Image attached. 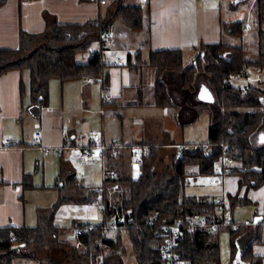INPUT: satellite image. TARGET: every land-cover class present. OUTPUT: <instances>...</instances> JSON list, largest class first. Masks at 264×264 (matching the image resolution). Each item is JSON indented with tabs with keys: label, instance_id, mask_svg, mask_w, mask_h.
I'll list each match as a JSON object with an SVG mask.
<instances>
[{
	"label": "trees",
	"instance_id": "trees-1",
	"mask_svg": "<svg viewBox=\"0 0 264 264\" xmlns=\"http://www.w3.org/2000/svg\"><path fill=\"white\" fill-rule=\"evenodd\" d=\"M5 1H0V6ZM255 5L258 26L256 60H249L242 46L221 41L218 44L201 43L189 63L184 62L180 49L152 51L147 59L137 53L129 57L126 63L131 70L141 71L145 67L156 70V105L159 107L176 105L166 82L170 76L179 79L180 87L185 90V102L192 107L202 86L212 92L215 109L214 114L211 113L206 143L208 149L202 147L204 144H186L180 150V158H176L179 152L175 153L170 168L171 177L166 180L165 176L161 178L158 174L157 167L160 149L173 144L171 140L163 139L159 145L142 146L147 151L137 178L122 171L119 165L122 149L113 157L114 147L109 146L102 151L105 169L109 174L99 187L78 184L75 176L66 177L64 165H61L56 186L61 183L64 187L65 184L74 185L81 193V199L77 201L84 204L101 201L104 205L101 224H76V230L71 233L74 234L73 243L86 249L85 255L92 260V264H124L123 257L127 250L123 233L131 243L136 264H165L160 253L163 240L161 232L164 227L177 221L183 222L177 253L184 264H222L219 246V234L222 231L230 234L229 264H263V258L253 252L254 245L264 243V221L260 217H256L258 225L253 234L248 235L247 222L238 224L236 229L227 227L223 223V212L214 200L187 196L184 192L190 176H214L215 165L224 157L233 160V171L227 175L238 176L240 187L257 189L264 186V142L260 146L255 142L256 136L264 129V81L249 85L245 92L232 82L235 74L245 76L249 69L264 73V0H256ZM113 19L120 20L131 31H139L144 27L143 8L126 5L123 0H115L113 15L104 20L89 21L82 25H60L49 17L43 33L21 32L18 49L0 50V77L12 70L21 72V93L28 90L32 110L49 106L52 79H59L61 83L102 79L103 88L107 89L109 64L101 55V50L92 52L83 64L77 62V55L89 52L96 43L100 49L104 48L100 40L109 32ZM245 27L242 21L222 22L221 34L244 39ZM25 72L28 73V80L24 78ZM205 104L197 100L196 108ZM251 109L254 111L250 112ZM168 134L165 133L166 136ZM262 139L263 136H260L257 141L260 143ZM191 166H197L198 172H189ZM113 173L115 176H112ZM31 184V178L27 177L25 188L31 187ZM113 184L128 185L130 200L122 197L117 205L110 206L105 191ZM67 201L59 197L53 206L39 208L35 227L0 229V264H15L19 258L31 257L26 252L29 247L46 243L47 237L63 236L66 229L56 225L55 213ZM228 204L234 210L236 206L251 204V201L246 196H229ZM129 217L132 218L131 223L127 221ZM121 218L124 222L116 227L113 238L103 235L105 228H112L114 221ZM201 219H205V226L199 224ZM215 224L218 230L212 231ZM90 226L92 229H89ZM79 230H83V233L77 235ZM11 237L15 238L14 242Z\"/></svg>",
	"mask_w": 264,
	"mask_h": 264
},
{
	"label": "crops",
	"instance_id": "crops-1",
	"mask_svg": "<svg viewBox=\"0 0 264 264\" xmlns=\"http://www.w3.org/2000/svg\"><path fill=\"white\" fill-rule=\"evenodd\" d=\"M231 4L232 0H135L132 6L143 8V29L139 31L124 29L119 43H113L114 48H107L105 45L102 49L99 46L98 49L92 50V52L101 50V55L109 64L107 68L109 77L107 90L111 95L109 102L103 100L101 79L94 80L95 83H91L93 81L91 79H84L60 83L63 88L61 108H51L50 92L49 106L32 110L28 90L25 89L24 94L21 93V72L12 70L2 75L0 77V229L35 227L38 224V209L51 207L50 205L53 206L59 200L60 194L57 193L59 189L56 185L61 165L65 166L66 177L76 175L72 158L64 162L63 151H69L71 155L78 152L80 154L85 148L93 145L90 136L86 137L85 133L77 130L79 123L75 119L83 120L82 116L86 111L82 109L83 107H89L91 115L100 112L101 118L104 119V123L100 125L101 132L96 131L100 134L101 144L112 146L114 142L119 141L127 146L121 150L119 165L123 172L132 175L133 178H137L140 173L134 170L132 164L134 147L159 145L165 138L166 141H173L171 142L173 144L165 146V152L174 150L180 155V150L186 144H190L183 142L184 129L199 119L200 113L196 104L197 100L202 101L199 96H195L193 107L187 104L184 98L185 90L180 87L179 79L170 76L166 78V82L170 86L176 105L159 107L156 105V70L152 67H145L141 71L131 70L126 63L129 57L137 53L147 59L152 51L177 49L182 50L185 63L191 62L196 55V48L201 43L218 44L228 37L222 36L221 23L238 21L231 17L229 20L225 19V5H229V11L234 13ZM114 9L115 0H108L106 5H101L100 0H6L0 6V50L18 49L21 32L43 33L49 17L54 18L60 25H82L89 21L107 19L113 15ZM245 28L246 31L249 30L248 24ZM248 75L249 71L239 78L235 75L232 82L237 86V82L243 78L247 79ZM24 78L28 80L27 72L24 73ZM252 79L250 84L239 85L246 88L239 86L237 88L247 89L249 85L264 81L263 72L255 71ZM53 84L58 86L56 82ZM26 87L28 88L27 85ZM84 91L89 93L86 98ZM92 91L96 94L97 107L92 101ZM78 97L80 102H76ZM65 101L69 104V109L74 103L78 109L65 112ZM90 101L92 105L89 106ZM208 114L211 123V112ZM64 128L68 129L67 135L63 133ZM32 131L41 134L40 144H35ZM166 132L169 133L167 136ZM260 136H263V139L259 143L257 139ZM178 139L183 141L180 142ZM87 140L89 141L85 142ZM7 141H12L13 145L7 146ZM255 141L260 146L264 142V132L256 136ZM196 144L198 143H192V145ZM94 150L93 155L88 158L93 159L91 162L94 164L96 161L101 163L104 173V153L98 148ZM188 170L197 173L198 167L191 166ZM27 177L31 178L32 184L31 187L25 188ZM215 186L212 188L216 191H206L198 198L229 202V196L241 198L246 196L251 201L250 206L258 209L254 219L247 220V234L252 235L258 225L256 217L264 221V186L257 189L240 187L238 176L233 174L227 175L223 184ZM61 187H64V184ZM117 187L113 189L109 186L105 191L110 206L117 205L121 197L130 200V187L128 185ZM35 194L39 196L40 202L31 205V211H28L26 197L29 196L30 201H34ZM77 199H81L80 192ZM100 210L101 212L104 210L101 201L87 204V221L83 220L80 224L92 225L88 219L103 220V213L101 215ZM235 210L231 209L232 219L237 228L244 218L236 222ZM110 233L113 235L115 232ZM110 233L107 231L106 236L108 237ZM73 235L71 234L72 239ZM253 252L263 258L264 264V243L254 245Z\"/></svg>",
	"mask_w": 264,
	"mask_h": 264
},
{
	"label": "rangeland",
	"instance_id": "rangeland-1",
	"mask_svg": "<svg viewBox=\"0 0 264 264\" xmlns=\"http://www.w3.org/2000/svg\"><path fill=\"white\" fill-rule=\"evenodd\" d=\"M228 1H231V0H228ZM238 1L239 0H232L231 5L234 8L233 10L234 13H231L229 11V5L228 6L225 5L224 7L225 19L229 20V17H231V19L233 20L242 21L246 25L248 24L249 30L245 32L244 39L227 37L225 38L224 41L227 44H232L235 46H242L246 51L248 59L256 60L258 56V46H257L258 26L256 22L255 0H241L240 2ZM124 3L126 5H133L135 3V0L134 1L125 0ZM109 27H110V32H111L110 34L112 36V39L110 40V42L107 43V48L108 47L114 48L113 43H116V44L119 43L122 31L124 29H127V27L122 22H120V20L118 19H115L114 21H112ZM98 48H99V44L96 43L93 45V47L91 48L89 52L77 55V62L80 64L85 63L89 59L92 53V50H96ZM248 71H249V75L247 79L243 78L245 80L242 79L238 81L237 86L241 84H245V83L250 84V82L253 81L252 78L254 77V72L256 70L249 69ZM53 82L58 83V86H54ZM60 83L61 82L59 79H56L54 81L52 79V82H51L52 89L50 90L51 108H61L63 88H62V85H60ZM91 83H95V81L93 80ZM239 87L246 88V87H241V86ZM89 92L91 96V89L89 90ZM88 95H89L88 91H84L85 98L88 97ZM78 101H79V97L76 102ZM92 101L94 105L97 107L96 94L93 91H92ZM92 101H90L89 106L92 105ZM77 109L78 107L76 103H74L72 105V108L69 109V104L65 101V108H64L65 112L70 111V110H77ZM82 109H86V111L84 112L82 116L84 117L83 120H80L79 118L78 120L75 119V121H78L79 123L77 130L82 131L83 134L85 133L86 137L90 136L94 140V135L99 134L101 132L100 125L104 123L103 122L104 119L101 118L100 112L99 114L93 113L91 115L89 107L87 108L83 107ZM197 109H199V113H200L199 119L194 124L184 129L183 137L185 141L181 139H178V141L180 142L183 141L184 143H190V144L198 143V145L199 143L200 144L207 143L209 139V136H208L209 126L211 124L208 113L211 112L212 114H214V109H215L214 102H207L205 105L197 107ZM249 111L253 112L254 110L251 109ZM96 131L99 133H96ZM261 132H264V129ZM31 133H32V136H35V131H32ZM89 140L85 142H88ZM165 146H168V145H164L160 149V163L158 164L157 172L158 174H160L161 178L165 176L164 179L166 180L171 177L170 168L173 165L174 155L177 151L169 150V152H165ZM63 153L65 155L64 162L69 161L72 158L71 162L74 166L73 168L74 174H76L75 178L79 184L85 187H89V186L99 187L103 184L104 175H103V169H102L101 163H97L96 161V164H94L91 162V160L93 159H89V158H86L85 160L81 161L80 160L81 152L80 154L78 152V154L74 153L73 155H71L69 151H63ZM218 163L219 162H217V164ZM213 182H214V176H195V177L190 176L187 179L186 185L184 187V192L187 196H192V197L203 196L206 193V191H210V192L216 191L215 189L212 188V187H216L213 184ZM61 186H62V183L59 186H57V189H59L57 193L60 194V198L62 197L63 199L69 200V201H67L66 203H62V205H60V207L56 210L55 223L56 225L58 226L61 225L66 229L64 235L59 236L57 238L47 237L46 243L34 244L33 246L29 247L26 250V252L30 254L31 257L19 258L15 261V264H92V260H90V258L85 255L86 249L83 247H77L76 244L73 243V240L71 237V233L76 230L75 225L80 224L83 220L87 221L86 219V205L87 204L80 203V201H77L78 200L77 196H79V189L76 186L74 185L69 186L66 184H65V187H61ZM110 186L112 187V185ZM33 198H34V201H30L29 196L26 197L28 211H31V207H32L31 205L37 202H40V198L37 194H35ZM121 198H120V201H121ZM235 209H236L235 210V217H236L235 221L238 222L241 218H244V220L241 221V223H246L248 219L253 220L258 210L256 209L255 206H250V204L249 205H239V206H236ZM100 214L102 215L101 210H100ZM88 220L91 221L92 226L99 225L102 222V219H99V220L98 219H88ZM113 231L115 233L112 235L110 232H113ZM108 232L110 233V235L108 234V237L113 238L116 235L117 229L115 226H113L112 228H108ZM66 233L68 234L65 235ZM122 238H123L124 246L126 247V250H127L126 256L123 257V263L124 264H136L135 256L133 254L132 246H131V243L128 237L123 233ZM219 246H220V256H221L222 264H229L230 258H231V245H230V234L228 231L220 232Z\"/></svg>",
	"mask_w": 264,
	"mask_h": 264
},
{
	"label": "built area",
	"instance_id": "built-area-1",
	"mask_svg": "<svg viewBox=\"0 0 264 264\" xmlns=\"http://www.w3.org/2000/svg\"><path fill=\"white\" fill-rule=\"evenodd\" d=\"M201 1H206V0H201ZM108 3V0H100V4L101 5H106ZM112 36L111 34L108 32L106 34H104L101 37L100 42L103 45H107L108 42H110ZM236 77H241L243 76L241 73L235 74ZM102 81V79H101ZM242 91H246V89H242ZM103 100L105 102H109L111 100V95L110 92L107 89L103 88V94H102ZM67 131L68 129L64 128L63 129V133L65 135H67ZM35 144H40L41 143V134L38 132L35 134ZM101 137L100 134H95L94 135V140H93V145L90 147L85 148L81 154H80V160H85L86 158L90 157L91 155H93L94 149H101V151L106 150L107 148H109V146H106L104 144H101L100 142ZM7 146H11L13 145L12 141H7L6 142ZM113 148V152H112V156L115 157L118 154V150L126 148L127 146H125L122 142H114V144L112 145ZM203 148L208 149V144H204L202 145ZM147 151V148L143 149V148H139V147H134L133 148V152H132V164H133V168L135 171L140 172L141 167L143 165V156L144 153ZM177 158H180V155H177ZM234 168V162L232 159H230L229 157H224L223 160L218 163L215 167V175H214V184L215 185H221L225 182L226 176L228 173H230L231 170H233ZM104 177H106L109 173L106 171L105 169V165H104ZM112 176H115V174L113 173ZM118 185L113 184L112 187L113 189H117ZM92 190H100V189H96V188H92ZM220 211L223 212V216H224V225L225 226H232L233 228H236L234 221L232 219V211L228 205V202L224 201V200H217L216 201ZM128 223L132 222V218L129 217L127 218ZM124 222V219H118L116 221H114V226L118 227L119 225H121ZM192 223H194L195 221H191ZM199 224L202 226L206 225L205 219H201L199 220ZM182 226H183V222L182 221H177L175 224L173 225H169L166 226L162 229L161 232V236H162V243L160 246V253L161 256L163 258V260L165 261V264H184L181 260L180 257L177 253L180 241H181V236H182ZM89 229H92V226L89 227ZM212 231H217L218 230V226L215 224L212 226ZM84 230V229H83ZM83 230H79L77 235H80L83 233ZM108 229H104L103 234L106 235ZM11 241H15L14 237H11Z\"/></svg>",
	"mask_w": 264,
	"mask_h": 264
},
{
	"label": "water",
	"instance_id": "water-1",
	"mask_svg": "<svg viewBox=\"0 0 264 264\" xmlns=\"http://www.w3.org/2000/svg\"><path fill=\"white\" fill-rule=\"evenodd\" d=\"M0 1H2V0H0ZM199 94L200 95H198V96H200V100L202 102H204V103L214 102L213 94L206 86H202V88L199 91ZM62 186H63V184H62Z\"/></svg>",
	"mask_w": 264,
	"mask_h": 264
}]
</instances>
